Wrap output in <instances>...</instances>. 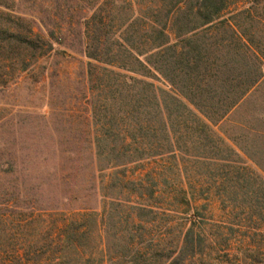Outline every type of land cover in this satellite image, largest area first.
Returning a JSON list of instances; mask_svg holds the SVG:
<instances>
[{"label":"trees","instance_id":"1","mask_svg":"<svg viewBox=\"0 0 264 264\" xmlns=\"http://www.w3.org/2000/svg\"><path fill=\"white\" fill-rule=\"evenodd\" d=\"M88 6L80 38L94 92L97 169L110 178L102 187L109 207L74 211L63 225L55 219L46 261L25 233L39 215L0 208V264H93L98 249L110 264H185L219 245L231 249L220 227L213 231L207 202L180 186L159 190L163 170L183 160L222 169L224 186L216 193L231 211L240 208L236 224L245 231L237 244L257 255L264 249V238L257 240L264 222V127L227 134L224 123L264 84V0H90ZM4 33L22 62L43 48L29 33ZM161 216L168 235L154 238ZM9 223L16 232L5 241ZM94 229L101 242L85 255Z\"/></svg>","mask_w":264,"mask_h":264},{"label":"rangeland","instance_id":"2","mask_svg":"<svg viewBox=\"0 0 264 264\" xmlns=\"http://www.w3.org/2000/svg\"><path fill=\"white\" fill-rule=\"evenodd\" d=\"M88 1L0 0V208L25 209L39 215L25 227V233L37 241L44 260L52 255L49 250L55 219L63 225L64 217L74 211L104 213L109 207V199L103 196L109 190L102 187L110 178L101 176L97 169L94 92L88 75L89 59L80 38L90 15ZM8 29L31 34L43 48L30 51L34 55L20 61L18 52L5 40ZM52 30L59 41L50 37ZM52 42L54 50L50 48ZM158 83L163 85V81ZM175 168L163 170L159 190L168 192L180 186L191 191L197 202H207L213 231L220 227L233 242L231 249L219 245L185 264H264V249L252 255V249L237 244L236 239L245 231L236 224L240 208L231 211L216 193L224 186L222 169L185 160ZM254 216L258 218V212ZM263 223L257 240L264 238ZM14 227V223L6 224L5 241L16 232ZM100 229L85 239V255L90 246L100 244ZM152 235H168L162 216L155 222ZM94 253L93 264H110L100 249Z\"/></svg>","mask_w":264,"mask_h":264},{"label":"crops","instance_id":"3","mask_svg":"<svg viewBox=\"0 0 264 264\" xmlns=\"http://www.w3.org/2000/svg\"><path fill=\"white\" fill-rule=\"evenodd\" d=\"M260 94L264 95V84L261 92H259ZM259 95L257 92L253 97H248L232 111L224 123L227 134H237L240 131L241 133L246 132L253 135L259 127H264V99L262 97L261 99L258 98ZM254 105H256V108ZM250 157L253 158L252 155Z\"/></svg>","mask_w":264,"mask_h":264}]
</instances>
